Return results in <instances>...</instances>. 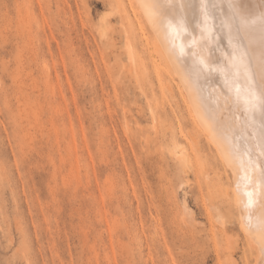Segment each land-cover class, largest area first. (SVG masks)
<instances>
[{"label":"rangeland","instance_id":"374dc122","mask_svg":"<svg viewBox=\"0 0 264 264\" xmlns=\"http://www.w3.org/2000/svg\"><path fill=\"white\" fill-rule=\"evenodd\" d=\"M154 43L127 0H0V264H256Z\"/></svg>","mask_w":264,"mask_h":264},{"label":"bare ground","instance_id":"6f19581e","mask_svg":"<svg viewBox=\"0 0 264 264\" xmlns=\"http://www.w3.org/2000/svg\"><path fill=\"white\" fill-rule=\"evenodd\" d=\"M127 1L177 77L191 121L232 173L240 227L264 264V108L251 99L264 90V0Z\"/></svg>","mask_w":264,"mask_h":264},{"label":"snow or ice","instance_id":"6c2138e0","mask_svg":"<svg viewBox=\"0 0 264 264\" xmlns=\"http://www.w3.org/2000/svg\"><path fill=\"white\" fill-rule=\"evenodd\" d=\"M251 99L252 100H258L261 108H264V90H262L261 94L258 97L256 96L255 92L253 91L251 93ZM255 106H256L255 104H251V107L252 108H254ZM261 175H262V180H264V172H262ZM244 180L245 181H248L249 178L246 176V177H244ZM243 195L245 197H247L246 206L247 207H251V205H252V193L251 192H248L247 190H245L243 192Z\"/></svg>","mask_w":264,"mask_h":264}]
</instances>
